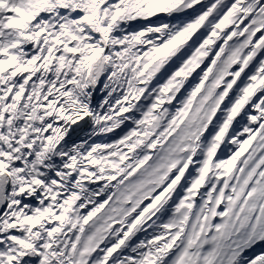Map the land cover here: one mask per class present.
<instances>
[{
  "label": "snow or ice",
  "instance_id": "obj_1",
  "mask_svg": "<svg viewBox=\"0 0 264 264\" xmlns=\"http://www.w3.org/2000/svg\"><path fill=\"white\" fill-rule=\"evenodd\" d=\"M0 264H264V0H0Z\"/></svg>",
  "mask_w": 264,
  "mask_h": 264
}]
</instances>
